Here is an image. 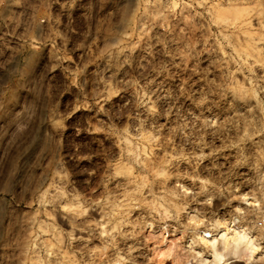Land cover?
Wrapping results in <instances>:
<instances>
[{"label": "rangeland", "instance_id": "374dc122", "mask_svg": "<svg viewBox=\"0 0 264 264\" xmlns=\"http://www.w3.org/2000/svg\"><path fill=\"white\" fill-rule=\"evenodd\" d=\"M264 264V0H0V264Z\"/></svg>", "mask_w": 264, "mask_h": 264}, {"label": "bare ground", "instance_id": "6f19581e", "mask_svg": "<svg viewBox=\"0 0 264 264\" xmlns=\"http://www.w3.org/2000/svg\"><path fill=\"white\" fill-rule=\"evenodd\" d=\"M222 250H218L217 242L219 238H212L210 241L213 260L211 264H220L224 258V249L229 250V254L234 257L244 259L246 262H253V257L257 249V243L249 234L246 228L241 227L233 231L231 235L221 233ZM203 264V263H201Z\"/></svg>", "mask_w": 264, "mask_h": 264}]
</instances>
